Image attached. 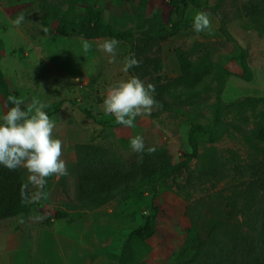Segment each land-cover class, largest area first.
I'll list each match as a JSON object with an SVG mask.
<instances>
[{"label": "rangeland", "instance_id": "obj_1", "mask_svg": "<svg viewBox=\"0 0 264 264\" xmlns=\"http://www.w3.org/2000/svg\"><path fill=\"white\" fill-rule=\"evenodd\" d=\"M201 1L212 8L189 5L179 33L158 41L148 52L149 56L160 58V69L150 68L149 74L139 79L156 86L176 77V51L187 53L193 61L209 56L220 62L226 73L216 70L200 89L203 104L197 109V119L205 121L216 112L221 119L232 121L238 116L226 107L215 111L218 99L230 102L245 96L264 98V29L243 11L245 5L258 0ZM86 5L102 10L105 20L115 29L135 33L165 29L171 13L168 0H0V70L25 106L33 97L47 105L44 110L56 124L53 135L63 143L61 158L67 166V175L47 179L43 189L46 198L30 202L28 215L0 220V264H118L117 256L134 257L133 240L129 241L128 235L143 223L152 202L159 210L157 231L149 240L152 251L148 264H174L188 235L204 236L212 222L220 224L219 235L225 228L252 230L256 220L246 213L242 194L253 179L251 175L186 184L187 167L194 168L197 161L187 156L192 117L157 104L150 115L137 117L129 128L105 114L102 105L107 87L131 76L129 70L122 71L131 45L119 41L115 63H110L109 54L97 47L110 37L83 38L59 33L57 16H77ZM198 11L209 14L210 32L194 31L192 21ZM19 15L25 19L17 27L12 20ZM222 20L236 44L248 52L251 81L238 76L241 70L231 59L237 47L220 31ZM82 38L91 44L88 52L82 49ZM58 102L60 106L51 113ZM4 108L0 96V115ZM86 112L101 124L87 117ZM243 112L252 122L258 119L257 113L264 112V102L245 105ZM136 135L143 137L145 147L154 146L185 167L164 176L154 190L143 186L100 207H80L74 174L75 145L90 142L104 145L112 153L128 155L132 152L130 139ZM210 145L223 158L233 151L242 162L248 161L250 147L237 131L206 144ZM260 160L264 162V156ZM21 171L25 185L28 173L23 168ZM27 191L31 195L35 189L29 184ZM57 211L84 214L69 222L67 218L56 219Z\"/></svg>", "mask_w": 264, "mask_h": 264}, {"label": "trees", "instance_id": "obj_2", "mask_svg": "<svg viewBox=\"0 0 264 264\" xmlns=\"http://www.w3.org/2000/svg\"><path fill=\"white\" fill-rule=\"evenodd\" d=\"M171 13L168 26L158 29L155 33H135L128 30H118L112 27L104 18L100 9L86 5L77 16L66 13L57 16V30L65 35H77L83 38H98L107 36L131 45L130 55L139 61L138 67L129 69L131 76L142 78L152 70H159L161 60L151 57L148 52L158 41L176 36L185 20L189 5L197 8H212L208 2L201 0H168ZM245 15L264 29V0H258L243 7ZM220 31L226 40L236 45V51L231 59L238 65L241 72L238 76L251 81L253 74L248 62V52L236 44V40L222 20ZM179 73L173 79L154 86V99L163 109L176 114H188L190 127L188 143L190 151L187 156L196 158L194 168L187 167L186 184L190 186L219 182L230 176L244 177L251 175L253 179L243 191L245 211L256 220L250 231H240L237 228H225L218 234L219 223L212 222L207 233L202 236L190 234L175 255L174 264H264V112L257 113L258 119L249 122L243 111L245 105H255L264 102L262 97L245 96L230 102L218 99L215 111L226 107L238 117L225 121L214 113L205 121L197 119V109L201 102L200 89L207 85L216 70L224 75L226 70L220 62L204 56L198 61L191 60L183 51H176ZM0 96L5 102L9 96L18 98V92L10 87L0 70ZM61 102L54 106V113ZM10 103L7 107H11ZM22 109L25 105L21 106ZM86 116L100 123L89 112ZM101 124V123H100ZM251 124V126H250ZM237 131L249 145L248 161L242 162L236 152L229 151V157H221L213 143L225 134ZM149 147V146H148ZM202 148V151H200ZM147 149V147H145ZM76 159L74 174L77 181V200L80 207H100L115 198L143 186L155 189L159 181L169 174L185 167L183 163L173 160L162 150L151 154L131 152L128 155L112 153L100 144L78 143L75 145ZM23 186L21 168L9 170L0 165V220L11 217L26 216L31 208L21 202ZM232 204V203H230ZM234 204H232L233 206ZM158 206L153 202L143 217V223L132 230L128 240H133L134 257L117 256L118 264H148V255L152 251L149 240L156 234ZM84 213H68L57 211L56 219L67 218L69 222L76 221Z\"/></svg>", "mask_w": 264, "mask_h": 264}, {"label": "clouds", "instance_id": "obj_3", "mask_svg": "<svg viewBox=\"0 0 264 264\" xmlns=\"http://www.w3.org/2000/svg\"><path fill=\"white\" fill-rule=\"evenodd\" d=\"M19 15L12 24L19 26L24 21ZM195 32L211 31L212 24L209 14L204 11L195 13L192 21ZM119 41L110 38L98 44L99 50L109 54V62L115 63L116 49ZM84 52H88L91 44L81 39ZM139 61L133 55L124 58L122 71L128 72L132 67H138ZM154 85L145 84L136 76L120 79L109 85L103 98V110L106 115L114 117L115 122L131 128L137 117L150 115L157 101L154 99ZM13 106L7 107V104ZM24 100L9 96L5 102L3 114L0 115V165L15 170L23 168L28 173V183L21 188V202H39L46 198L43 191L47 179L52 176L67 175V166L61 158L63 143L53 135L55 122L44 110L47 105L33 97L31 102L22 109ZM130 148L135 153L148 154L156 151L154 146L145 149L144 139L136 135L130 139ZM35 189L29 195L28 185Z\"/></svg>", "mask_w": 264, "mask_h": 264}, {"label": "crops", "instance_id": "obj_4", "mask_svg": "<svg viewBox=\"0 0 264 264\" xmlns=\"http://www.w3.org/2000/svg\"><path fill=\"white\" fill-rule=\"evenodd\" d=\"M11 218H15V217H11ZM11 218H8V220H10ZM5 220H7V219H5ZM45 244H46V243L44 242V243L41 245V247H43ZM53 248H54V250H55V252H56V254H57V248H56L55 246H53ZM40 253H41V251H40ZM77 254H79V251H77ZM1 255H2V254H1Z\"/></svg>", "mask_w": 264, "mask_h": 264}]
</instances>
